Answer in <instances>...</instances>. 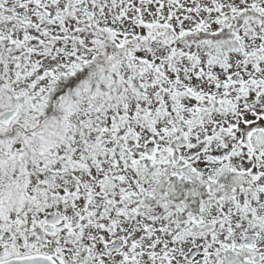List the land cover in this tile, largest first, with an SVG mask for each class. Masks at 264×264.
Here are the masks:
<instances>
[{"label":"snow or ice","instance_id":"obj_1","mask_svg":"<svg viewBox=\"0 0 264 264\" xmlns=\"http://www.w3.org/2000/svg\"><path fill=\"white\" fill-rule=\"evenodd\" d=\"M0 264H264V0H0Z\"/></svg>","mask_w":264,"mask_h":264}]
</instances>
